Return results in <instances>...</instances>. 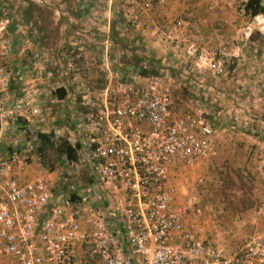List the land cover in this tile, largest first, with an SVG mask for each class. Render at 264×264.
<instances>
[{
	"label": "built area",
	"instance_id": "built-area-1",
	"mask_svg": "<svg viewBox=\"0 0 264 264\" xmlns=\"http://www.w3.org/2000/svg\"><path fill=\"white\" fill-rule=\"evenodd\" d=\"M97 1L81 0V6L94 7ZM222 1L234 11L232 23L247 19L250 31V20L255 21L264 34V14L250 15L248 0ZM126 2L140 7L125 15L136 28L155 8L154 0ZM181 23L179 19L175 25ZM15 41L7 31V19L0 17V146L5 125L42 115L41 97L53 76L38 50L17 46ZM188 52L195 68L216 77L226 73L225 48L193 44ZM15 55L12 63L10 56ZM120 66L113 67L106 53L104 83L91 85L81 77L74 90L75 113L81 119L79 155L88 165L91 196L76 202L78 191L70 168L61 177L62 195L53 193L44 175L27 182L18 179L33 162L43 164L37 135L4 156L0 151V260L10 258L16 264H264V234L251 236L226 253L184 223L182 210L200 212L193 197L186 198V206L172 208L177 189L172 181L182 169L207 160L215 142L214 130L195 101L181 112L173 109V89L185 76L166 69L142 74L138 66ZM14 85L22 89L11 99ZM258 133L256 140L264 143V131ZM102 189L110 191L108 208L95 205V195Z\"/></svg>",
	"mask_w": 264,
	"mask_h": 264
},
{
	"label": "crops",
	"instance_id": "crops-1",
	"mask_svg": "<svg viewBox=\"0 0 264 264\" xmlns=\"http://www.w3.org/2000/svg\"><path fill=\"white\" fill-rule=\"evenodd\" d=\"M35 1L41 5L47 4L52 13L51 36L47 37V40H51V42L47 44L48 47H38L34 32L27 30L28 25H18L13 34L8 28L9 20L7 19V31L16 39L19 37L21 41L24 39L23 43H18V46L26 44L30 50H43L42 55L48 69L53 72V76L50 80L51 85L41 97L43 99L42 115L28 121L20 118L5 125L4 138L0 146L1 156H4L9 150L23 145L22 142L38 133L52 132L55 139L65 137L71 143H79L78 139L81 135L78 127L81 124V119L75 113L77 109L74 100L76 82L79 78L85 77L91 85H102L104 83L102 61L106 53L112 62V66L119 67L124 64L128 54H132V47L136 48L135 53L142 52L136 47L140 41V44L146 48L144 53L153 52L155 53L153 57L165 63L166 51L169 48L177 49L184 44L183 49L186 48L188 54L182 57H174L179 63L172 66L179 68L176 71L180 73V78L183 76L186 78H181L180 83H177L173 89L172 95L173 109L176 112H181L189 107L188 102L191 100L183 101L182 104L178 103L175 94L180 89L185 88L187 92L198 95L204 94L203 90L207 88L201 80L196 81L200 77H204L206 72L203 73V71L207 70L197 69L191 63L192 57L188 51H192L193 44L216 50L225 48L226 60H228L230 57L243 54L241 49H244L247 42L237 43L236 38L238 39L240 31H243V39L245 40L249 39L251 34V30H246L249 20L246 19L245 21L239 18L235 24L232 23L231 20L235 18L234 11L222 0H197L195 9L185 4L184 0H166L165 4L161 5L158 4V0H154V10L144 15L142 25L137 28L132 27L125 15L132 12L134 8L139 9L140 7L128 3L126 0H100L99 3L101 4L98 7L87 8L81 6V0ZM188 15L193 18L192 22L184 20V17ZM179 19L182 21L181 25L176 26L172 23ZM16 58L17 55L10 56L9 60L14 63ZM18 58L21 59V56L19 55ZM245 60L248 64L250 63V59L247 57ZM260 60L259 63H263L260 64L257 74L264 79V60ZM252 70L247 68L242 74L245 72L252 73ZM234 72H238V70L233 69ZM20 88L22 89V87ZM20 88L15 85L12 87L9 93L11 99L17 98L20 94ZM62 89L65 90V95L63 98H58V92L63 93ZM198 102L199 100L194 104H198ZM257 105L259 113L257 119L253 120L256 121V130L264 131V117H262L264 101L257 102ZM234 110L235 108L232 106L227 112H231V116H234ZM249 110L253 111V109ZM246 119L244 126L252 128L251 117L248 116ZM254 142H257L260 148L263 147L264 149L263 143L257 140ZM41 151L44 157V152ZM81 160L72 164L68 163L65 158L64 160L61 158L53 167L46 166L44 161L42 166L33 162L18 175V179L27 182L44 175L53 193L62 195L65 193V186L61 177L66 169L70 168L77 186L78 192L74 196L77 202V200L85 199L87 195L91 196L94 192L93 189H90L91 179L88 166L85 169L81 165ZM108 191L102 189L98 195H95L97 207H109ZM77 210L78 205L75 204L73 211L77 212Z\"/></svg>",
	"mask_w": 264,
	"mask_h": 264
},
{
	"label": "rangeland",
	"instance_id": "rangeland-1",
	"mask_svg": "<svg viewBox=\"0 0 264 264\" xmlns=\"http://www.w3.org/2000/svg\"><path fill=\"white\" fill-rule=\"evenodd\" d=\"M196 1L184 0V3L195 9ZM21 2L25 3L24 0H0V8H16ZM100 4L97 1L93 5L98 7ZM184 20L192 22L193 18L188 15ZM250 22L252 24L249 39H243V31H240L238 39L236 38L238 44L247 42L241 53L250 59L249 64L243 54L232 58L229 56L230 58L225 60L224 75L216 77L208 71H203L206 75L196 80H201L207 86L203 90L204 94L195 95L183 87L175 94L176 101L181 104L187 100H191L188 104L199 100L196 105L201 107L211 124L215 142L213 154L207 160L198 166H187L182 169L177 179L172 181V184L177 186L172 208L186 206V198L193 197L200 212L196 213L190 208L182 210L184 223L200 237L214 241L226 253L233 251L245 239L264 234V149L254 142L259 133L255 127L256 121L253 120L257 119L259 113L257 102L264 101V79L257 74L260 64L263 63L259 61L264 60V34L257 30L255 21ZM172 23L175 24L176 20ZM31 29L28 27L27 30ZM17 35L19 37V32ZM22 41L19 37L15 43L18 46ZM138 43L136 47L144 53L146 48L140 41ZM183 47L184 44L177 49L169 48L166 51V70L179 63L174 57L188 54ZM134 50L136 48L132 47V53ZM149 55L155 56V53L149 52ZM247 68L253 69L252 73L242 74ZM233 69L238 72L233 73ZM249 104L251 106H248ZM232 106L235 108L234 116L227 112ZM262 115L264 117L263 112ZM248 116L251 117L252 128L244 126ZM43 152V161L48 167H53L61 159L52 147H46ZM81 162L86 169L87 163L82 160ZM0 264L16 263L10 258H5L0 260Z\"/></svg>",
	"mask_w": 264,
	"mask_h": 264
},
{
	"label": "trees",
	"instance_id": "trees-1",
	"mask_svg": "<svg viewBox=\"0 0 264 264\" xmlns=\"http://www.w3.org/2000/svg\"><path fill=\"white\" fill-rule=\"evenodd\" d=\"M24 4L21 2L16 8H0V17L8 19V28L11 33L17 30L18 25H28L31 27V31L34 30L35 41L38 42V47H48L47 44L51 40H47V37L51 36L52 31V13L46 4H38L35 0H24ZM246 11L252 16L257 14H264V5L261 0H248L246 4ZM4 13V14H3ZM14 36V35H13ZM42 38V39H41ZM39 47V48H40ZM39 52L43 54V50L39 49ZM124 64H132L140 68L142 74H156L161 69H166V64L160 61L149 53H132L128 55ZM179 70V69H178ZM168 71L177 72L176 68L168 69ZM181 72V70H180ZM178 74H180L178 72ZM57 91V90H56ZM58 92V98H63L65 90ZM37 136L40 139V149L45 150L46 147L54 148L57 156L64 158L68 163H77L80 160L79 149L80 144L78 142L71 143L66 138H54L52 132L38 133Z\"/></svg>",
	"mask_w": 264,
	"mask_h": 264
}]
</instances>
